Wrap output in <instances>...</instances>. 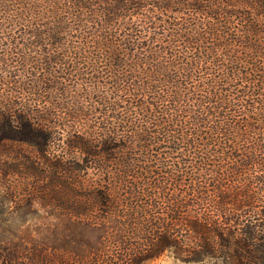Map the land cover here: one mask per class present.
I'll return each mask as SVG.
<instances>
[{
    "label": "trees",
    "instance_id": "trees-1",
    "mask_svg": "<svg viewBox=\"0 0 264 264\" xmlns=\"http://www.w3.org/2000/svg\"><path fill=\"white\" fill-rule=\"evenodd\" d=\"M264 264V0H0V264Z\"/></svg>",
    "mask_w": 264,
    "mask_h": 264
},
{
    "label": "rangeland",
    "instance_id": "rangeland-1",
    "mask_svg": "<svg viewBox=\"0 0 264 264\" xmlns=\"http://www.w3.org/2000/svg\"><path fill=\"white\" fill-rule=\"evenodd\" d=\"M150 264H185V263L176 259L172 254H167L151 262Z\"/></svg>",
    "mask_w": 264,
    "mask_h": 264
}]
</instances>
